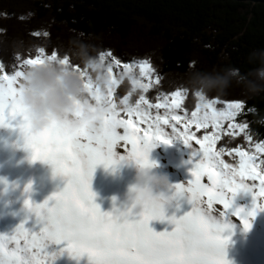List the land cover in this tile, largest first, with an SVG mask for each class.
<instances>
[{
	"label": "snow or ice",
	"instance_id": "obj_1",
	"mask_svg": "<svg viewBox=\"0 0 264 264\" xmlns=\"http://www.w3.org/2000/svg\"><path fill=\"white\" fill-rule=\"evenodd\" d=\"M100 59L109 78L103 86L96 84L89 70L72 62L67 55L59 57L56 50L38 48L34 56L21 61L22 70L11 75L0 64V72L4 73L0 75V126L18 129L31 160L49 164L53 177L66 179L63 189L42 203L25 200V221L13 234L0 236V264H54L65 253L77 261L86 254L89 264H230L225 253L235 227L230 217L239 218L247 231L252 227V218L264 211V201L258 203L264 197V141L256 142L248 150L225 139L226 146L217 149L222 135L232 138L243 134L252 145L247 123L235 122L244 103L226 102V107L218 109L216 100L200 96L190 115L187 111L179 115L176 110L182 108L186 96L181 90L174 91L171 97L158 98L157 103H151L144 94L133 101L131 91L118 99L116 92L121 81L113 76V68L119 67L123 58L107 50L101 52ZM55 60L80 73L89 99L105 112L102 127L91 129L82 121L77 128L53 124L44 130L33 129L21 101L24 68ZM138 66L140 76L147 77L149 83L137 79L127 62L123 64L124 73L129 76L133 90L139 88L147 93L152 66L147 61ZM155 83H160L159 77ZM152 109L158 110L154 116ZM160 109H164L163 114ZM226 121H231L227 130ZM165 126L171 128V133L165 131ZM117 129H123V135ZM201 129L205 132L198 137L196 133ZM121 141L131 146L126 155L116 151ZM174 141H181L190 153L185 161L189 178L186 183L173 185L175 200L186 202L190 206L188 211L165 218L153 205L142 217H136L116 206L115 198L111 211L101 210L91 190L97 166L103 165L113 172L127 163L155 166L149 158L151 150L160 143L170 145ZM192 141L199 147H193ZM225 155L238 160L226 162ZM204 177L208 183L202 182ZM31 189L29 183L25 192ZM242 192L252 193L251 208L235 206V199ZM214 205H222L224 210L214 215ZM153 219L166 220L171 230L154 231L149 227ZM29 222L32 227L25 226ZM52 245L57 248L50 250Z\"/></svg>",
	"mask_w": 264,
	"mask_h": 264
},
{
	"label": "trees",
	"instance_id": "obj_2",
	"mask_svg": "<svg viewBox=\"0 0 264 264\" xmlns=\"http://www.w3.org/2000/svg\"><path fill=\"white\" fill-rule=\"evenodd\" d=\"M23 17V19H22ZM40 35H34L35 32ZM49 35L45 36L43 33ZM13 33L15 34L13 36ZM82 33L81 39L100 52L111 50L122 63L147 61L151 76L160 83L142 93L127 79L117 87L122 99L130 91L135 101L140 94L151 103L176 90L186 93L182 109L189 115L196 98L186 91L190 62L202 71H221L227 67L241 74L258 68L259 61H249L252 52L264 50V3L236 0H0V64L12 74L38 47L56 50L79 64L69 45L70 39ZM11 36H13L11 38ZM2 72H0L1 74ZM94 78V77H93ZM220 102L242 101L244 109L235 122L247 123L252 145L243 134L229 138L233 146L251 150L264 141V125L257 124L250 109L264 114V93L250 96L235 85L224 96L207 97ZM123 115V114H122ZM126 118V117H125ZM205 130L197 132L202 137ZM252 245L249 243L248 247Z\"/></svg>",
	"mask_w": 264,
	"mask_h": 264
},
{
	"label": "rangeland",
	"instance_id": "obj_3",
	"mask_svg": "<svg viewBox=\"0 0 264 264\" xmlns=\"http://www.w3.org/2000/svg\"><path fill=\"white\" fill-rule=\"evenodd\" d=\"M139 64L141 63H130L133 68V74L141 82L149 83L147 77L140 76ZM17 70H22L21 63ZM3 74L1 73L0 75ZM113 76L120 81L127 79L131 83L129 76L124 73L123 64L113 68ZM155 80V76H151L150 88L156 85ZM192 95L196 98L195 105L191 110L194 111L199 100L193 93ZM216 107L218 109L224 108L226 107V102L217 101ZM157 111L152 109V115H156ZM185 111L181 108L177 109L176 113L183 115ZM159 112L163 114L164 109H160ZM228 123H231V121L224 122L226 130ZM140 126L145 127V125ZM180 130L182 131L183 129L180 128ZM192 130L195 131V128L193 127ZM117 131L123 135V129H117ZM165 131L171 133V128L165 126ZM192 144L193 147H199L194 141H192ZM130 147V145L125 146L124 142L121 141L116 146V151L121 155H126ZM189 155V150L181 141H174L170 145L158 144L151 150L149 158L150 161L154 162L156 170L167 173L171 182L175 185L181 182L186 183L189 178V167L185 163ZM224 159L229 163H235L238 160V158L233 159V157L227 155H225ZM134 175V163L123 164L115 172L111 169H105L103 165L97 166L91 181V190L95 193V203L101 206L102 211L108 212L112 210L113 197L117 198L116 206L120 207L126 199L128 186L133 182ZM202 182L208 183L207 177H204ZM247 182L249 184L253 183L252 181ZM29 183H31L32 189L26 193L25 188ZM65 184V178L53 177L52 168L49 164L39 160L35 162L31 160V153L23 147V140L18 129L0 126V236L13 234L15 229L25 221L27 209L24 202L26 199H31L35 203H42L53 192L63 189ZM261 201H264V197L258 199V203ZM175 203L180 204V207L176 209L177 216L190 209L186 202L176 200ZM252 204V193H239L235 199V206L238 207L251 208ZM214 209H216L213 213L214 215H219V212L224 210L222 205H214ZM170 214L171 212H169ZM230 219L235 224V227L225 248L226 259L230 261V264H264V211L258 212L252 218V227L247 231L243 230L239 218L231 216ZM25 226L32 227V224L29 222ZM149 227L157 232L171 230L172 228L166 220L150 221ZM249 243H252V245L250 244L248 247ZM56 248V245H52L50 250H55ZM54 264H89V260L86 254L77 261L65 253L58 256Z\"/></svg>",
	"mask_w": 264,
	"mask_h": 264
},
{
	"label": "clouds",
	"instance_id": "obj_4",
	"mask_svg": "<svg viewBox=\"0 0 264 264\" xmlns=\"http://www.w3.org/2000/svg\"><path fill=\"white\" fill-rule=\"evenodd\" d=\"M82 36L80 33L70 39L72 54L89 70L96 84L103 86L109 78L100 59L101 52L96 46L84 42ZM249 61H259L260 66L246 75L241 74L235 67H227L221 71L198 70L196 61H192L186 73L185 90H190L197 98H207L212 94L227 95L234 85L250 96L264 93V50L252 52ZM20 87L22 104L36 131L50 128L53 124L58 127L69 125L77 128L82 121H86L91 129H98L104 124L105 112L89 99L84 80L71 65H64L55 60L26 66ZM252 115L257 124L264 125V114L253 108ZM134 166L133 182L128 186L126 199L120 205L121 209L136 217H142L147 209L155 205L165 218L176 215L178 208L169 175L156 170L154 166L145 167L135 163ZM113 198L116 202L117 198Z\"/></svg>",
	"mask_w": 264,
	"mask_h": 264
},
{
	"label": "water",
	"instance_id": "obj_5",
	"mask_svg": "<svg viewBox=\"0 0 264 264\" xmlns=\"http://www.w3.org/2000/svg\"><path fill=\"white\" fill-rule=\"evenodd\" d=\"M236 1H239V2L249 1L253 3H264V0H236Z\"/></svg>",
	"mask_w": 264,
	"mask_h": 264
}]
</instances>
